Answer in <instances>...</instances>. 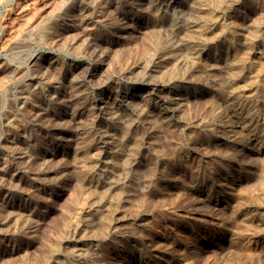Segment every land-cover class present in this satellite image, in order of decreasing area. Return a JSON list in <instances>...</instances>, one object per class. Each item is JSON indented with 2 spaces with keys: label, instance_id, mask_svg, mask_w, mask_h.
I'll list each match as a JSON object with an SVG mask.
<instances>
[{
  "label": "rangeland",
  "instance_id": "obj_1",
  "mask_svg": "<svg viewBox=\"0 0 264 264\" xmlns=\"http://www.w3.org/2000/svg\"><path fill=\"white\" fill-rule=\"evenodd\" d=\"M263 67L264 0H0V264H264Z\"/></svg>",
  "mask_w": 264,
  "mask_h": 264
},
{
  "label": "bare ground",
  "instance_id": "obj_2",
  "mask_svg": "<svg viewBox=\"0 0 264 264\" xmlns=\"http://www.w3.org/2000/svg\"><path fill=\"white\" fill-rule=\"evenodd\" d=\"M63 1V0H62ZM219 1V0H218ZM216 2V1H215ZM65 3V2H64ZM220 3V2H219ZM45 4V3H44ZM63 4V3H62ZM63 6V5H62ZM224 6V5H223ZM175 8V7H174ZM164 9V8H163ZM233 9V8H232ZM84 10V9H83ZM158 10V9H157ZM165 11V10H164ZM218 12V11H217ZM89 14V13H88ZM228 15V14H227ZM38 16V15H37ZM36 16V17H37ZM60 16V15H59ZM208 16H210V15H208ZM87 17V16H86ZM217 17V16H216ZM215 17V18H216ZM220 17V16H219ZM219 17L217 18V19H219ZM57 18V17H56ZM208 18V17H207ZM226 20V19H225ZM209 21V20H208ZM227 21V20H226ZM221 23V22H220ZM36 25V24H35ZM32 26V25H31ZM34 26V25H33ZM236 26V25H235ZM200 27V26H199ZM239 27V26H238ZM243 27V26H242ZM29 28V27H28ZM203 28V27H202ZM201 28V29H202ZM239 28H241V27H239ZM33 29V28H32ZM43 29H45V27L43 28ZM220 29H221V27H220ZM29 30V29H28ZM31 30V29H30ZM212 30V29H211ZM32 31V30H31ZM207 31V30H206ZM236 31V30H235ZM244 31V30H243ZM258 31V30H257ZM234 32V31H233ZM27 33H28V31H27ZM121 33V32H120ZM206 33V32H205ZM255 33V32H254ZM260 33V32H259ZM34 35V34H33ZM255 35V34H254ZM34 36H36V35H34ZM194 36V35H193ZM239 36V35H238ZM246 36H250V34L249 35H246ZM258 36V35H257ZM47 37V36H46ZM236 37V36H235ZM48 38V37H47ZM51 38V37H50ZM254 38V37H253ZM35 39V38H34ZM48 40V39H47ZM206 41H208V40H206ZM243 41V40H242ZM16 42V41H15ZM32 42V41H31ZM197 42V41H196ZM204 42V41H203ZM20 43V42H19ZM34 43V42H33ZM254 43V42H253ZM244 44V43H243ZM211 45V44H210ZM216 45V44H215ZM224 45V44H223ZM226 45V44H225ZM222 46V45H221ZM231 46V45H230ZM233 46V45H232ZM190 47H191V45H190ZM194 47V46H193ZM222 49V48H221ZM194 50V49H193ZM235 50V49H234ZM192 51V50H191ZM197 51V50H196ZM227 51V50H226ZM241 51V50H240ZM202 52V51H201ZM214 52V51H213ZM199 53V52H198ZM234 53V52H233ZM242 53V52H241ZM252 53V52H251ZM218 54H220V53H218ZM259 54H261V53H259ZM168 55V54H167ZM249 55V54H248ZM166 56V55H165ZM197 56V55H196ZM206 56V55H205ZM162 57H163V55H162ZM193 57V56H192ZM215 57V56H214ZM239 57V56H238ZM247 57V56H246ZM195 58V57H194ZM39 59V58H38ZM198 59V58H197ZM250 60V59H249ZM207 61V60H206ZM235 61V60H234ZM233 61V62H234ZM237 61H239V60H237ZM197 62V61H196ZM227 62V61H226ZM245 62V61H244ZM251 62H253V61H251ZM262 62V61H261ZM32 63H33V61H32ZM37 63V62H36ZM39 63V62H38ZM157 63H159V62H157ZM225 63V62H224ZM227 63H229V62H227ZM200 64V63H199ZM205 64V63H204ZM226 64V63H225ZM234 64V63H233ZM236 64H238V62L236 63ZM257 64V63H256ZM260 64V63H259ZM38 65V64H37ZM160 65V64H159ZM207 65V64H206ZM209 65V64H208ZM212 65V64H211ZM232 65V64H231ZM250 65V64H249ZM213 66V65H212ZM211 66V67H212ZM237 66V65H236ZM248 66V65H247ZM256 66V65H255ZM43 67V66H42ZM204 67V66H203ZM217 67V66H216ZM226 67V66H225ZM240 67V66H239ZM261 67H262V65H261ZM35 68V67H34ZM221 68V67H220ZM233 68V67H232ZM243 68V67H242ZM260 68V67H259ZM264 68V67H263ZM262 68V69H263ZM40 69V68H39ZM39 69H38V71H39ZM199 69V68H198ZM229 69V68H228ZM254 69H255V67H254ZM31 70V69H30ZM34 70V69H33ZM45 70V69H44ZM231 70V69H230ZM242 70V69H241ZM256 70V69H255ZM260 70V69H259ZM35 71V70H34ZM162 73L164 72V71H161ZM248 72V71H247ZM213 73V72H212ZM239 73V72H238ZM257 73V72H256ZM255 73V74H256ZM40 74V73H39ZM159 74V73H158ZM170 74V73H169ZM229 74V73H228ZM250 74V73H249ZM259 74V73H258ZM33 75V74H32ZM42 75V74H41ZM172 75V74H171ZM237 75V74H236ZM164 76V75H163ZM163 76H161V77H163ZM246 76H248V75H246ZM262 76V75H261ZM159 77H160V75H159ZM169 77V76H168ZM234 77H236V76H234ZM263 77V76H262ZM164 79V78H163ZM231 79V78H230ZM73 80V79H72ZM244 80V79H243ZM247 80V79H246ZM262 80V79H261ZM264 80V79H263ZM231 81V80H230ZM142 82V81H141ZM174 82V81H173ZM209 82V81H208ZM232 82V81H231ZM250 82V81H249ZM252 83V82H251ZM250 83V84H251ZM261 83V82H260ZM29 84V83H28ZM53 85V84H52ZM59 85V84H58ZM240 86V85H239ZM236 87V86H235ZM244 87V86H243ZM242 87V88H243ZM249 87H251V86H249ZM256 87H258V86H256ZM153 88V87H152ZM180 88V87H179ZM241 88V89H242ZM172 89V88H171ZM169 90V89H168ZM221 90V89H220ZM260 90V89H259ZM229 91H231V90H229ZM262 92H263V90H261ZM204 92V91H203ZM220 92V91H219ZM253 92V91H252ZM251 92V93H252ZM261 92V93H262ZM198 93V92H197ZM148 94V93H147ZM241 94V93H240ZM117 95V94H116ZM248 96V95H247ZM263 96V95H262ZM223 97V96H222ZM264 97V96H263ZM182 98V97H181ZM262 99V98H261ZM103 100V99H102ZM181 100V99H180ZM188 100V99H187ZM23 103V102H22ZM115 103V102H114ZM209 104H210V102H209ZM126 105V104H125ZM176 105H178V104H176ZM184 105V104H183ZM214 105V104H213ZM129 106V105H128ZM209 106V105H208ZM211 106V105H210ZM209 106V107H210ZM216 106V105H215ZM214 106V107H215ZM227 106V105H226ZM242 106V105H241ZM220 107V106H219ZM224 107V106H223ZM222 108V107H221ZM227 108V107H226ZM172 109H174V108H172ZM184 109V108H183ZM186 109V108H185ZM225 109V108H224ZM223 109V110H224ZM238 109V108H237ZM219 110V109H218ZM229 110V109H228ZM159 111V110H158ZM181 111V110H180ZM59 112V111H58ZM222 112V111H221ZM242 112V111H241ZM243 113H244V111H243ZM246 114V113H245ZM248 114V113H247ZM244 115V114H243ZM212 116V115H211ZM223 116V115H222ZM241 116V115H240ZM239 116V117H240ZM245 116H247V115H245ZM243 117V116H242ZM241 117V118H242ZM145 118V117H144ZM170 118V117H169ZM220 118V117H219ZM246 120V119H245ZM259 120V119H258ZM213 121V120H212ZM243 121V120H242ZM248 121V120H247ZM249 122H250V120H249ZM115 123H117V122H115ZM219 123V122H218ZM245 125V124H244ZM243 125V126H244ZM247 125H248V123H247ZM247 125H246V127H247ZM104 128V127H103ZM130 128V127H129ZM211 128V127H210ZM253 128V127H252ZM264 128V127H263ZM230 129V128H229ZM255 129V128H254ZM219 130V129H218ZM240 130V129H239ZM242 130V129H241ZM222 131V130H221ZM250 131V130H249ZM248 131V132H249ZM132 132V131H131ZM231 132V131H230ZM194 133V132H193ZM107 134V133H106ZM239 134V133H238ZM214 136V135H213ZM233 136V135H232ZM235 136V135H234ZM245 136V135H244ZM192 137V136H191ZM237 137V136H236ZM228 138V137H227ZM246 138V137H245ZM105 139V138H104ZM205 139V138H204ZM222 141V140H221ZM242 141V140H241ZM113 142H114V140H113ZM115 145V144H114ZM119 145V144H118ZM118 147V146H117ZM116 147V148H117ZM111 149V148H110ZM118 149V148H117ZM116 149V150H117ZM222 149V148H221ZM106 150V149H105ZM113 150V149H112ZM115 150V149H114ZM24 154V153H23ZM233 154V153H232ZM225 156V155H224ZM107 157V156H106ZM251 157V156H250ZM263 157V156H262ZM254 159V158H253ZM111 160V159H110ZM257 160V159H256ZM263 160V159H262ZM114 161V160H113ZM116 161V160H115ZM193 161V160H192ZM106 162H107V160H106ZM112 162V161H111ZM257 164V163H256ZM115 165V164H114ZM164 165V164H163ZM197 165V164H196ZM109 166V165H108ZM187 166V165H186ZM185 165H184V167H186ZM189 166V165H188ZM198 166V165H197ZM196 168V167H195ZM111 169V168H110ZM164 169V168H163ZM165 170V169H164ZM247 171V170H246ZM260 172V171H259ZM264 174V173H263ZM173 175V174H172ZM191 175V174H190ZM224 175V174H223ZM192 176V175H191ZM255 176V175H254ZM176 177V176H175ZM215 177V176H214ZM168 178V177H167ZM249 178V177H248ZM263 179V178H262ZM177 180V179H176ZM97 181V180H96ZM260 181H261V179H260ZM153 183V182H152ZM262 183V182H261ZM112 184V183H111ZM119 185V184H118ZM262 185V184H261ZM259 186H260V184H259ZM260 188V187H259ZM120 189V188H119ZM264 189V188H263ZM262 189V190H263ZM108 190V189H107ZM182 190V189H181ZM119 191V190H118ZM161 191V190H160ZM167 192V191H166ZM198 195V194H197ZM213 195H214V193H213ZM252 198V197H251ZM200 200V199H199ZM225 200V199H224ZM144 204H145V202H144ZM151 204V203H150ZM146 205V204H145ZM231 207V206H230ZM237 207V206H236ZM225 208V207H224ZM223 209V208H222ZM220 210V209H219ZM222 212V211H221ZM92 214V213H91ZM243 222V221H242ZM143 231V230H142ZM140 232V231H139ZM138 232V233H139ZM137 233V234H138ZM249 233V232H248ZM234 236V235H233ZM229 239V238H228ZM237 241V240H236ZM250 242V241H249ZM216 243V242H215ZM256 244V243H255ZM226 248V247H225ZM260 248V247H259ZM136 249V248H135ZM236 249V248H235ZM138 250V249H137ZM152 250V249H151ZM232 250V249H231ZM131 251V250H130ZM140 251V250H139ZM148 252V251H147ZM58 257V256H57ZM140 258V257H139ZM183 259V258H182ZM125 263V262H124ZM139 263V262H138Z\"/></svg>",
  "mask_w": 264,
  "mask_h": 264
}]
</instances>
